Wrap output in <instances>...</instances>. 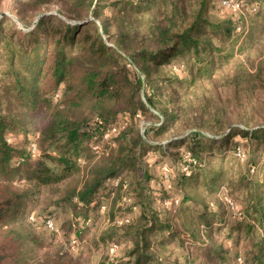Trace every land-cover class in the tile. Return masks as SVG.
Here are the masks:
<instances>
[{
  "label": "trees",
  "instance_id": "1",
  "mask_svg": "<svg viewBox=\"0 0 264 264\" xmlns=\"http://www.w3.org/2000/svg\"><path fill=\"white\" fill-rule=\"evenodd\" d=\"M212 1L112 0L103 19L100 0H23L20 7L32 13L54 2L64 11V19L43 14L24 37L0 19V264H62L57 257L37 260L38 217L24 211L28 198L48 190H56L55 204L79 207L86 217L90 209L106 211L111 199L122 213L141 209L135 221L111 217L110 226H123L131 241L121 264H179L178 246L185 264H264V1L239 0L240 9L224 18ZM107 22L115 32L106 36ZM230 22L240 39L221 44L217 31L228 34ZM180 56L191 64L171 63ZM169 73L193 84V100L181 97ZM110 128L115 133L105 139ZM32 129L38 136L26 150L7 139ZM113 141L107 154L89 157L92 145ZM179 143L185 147L178 150ZM174 149L179 176L173 181L163 169L153 181L157 192H148L157 210L147 202L144 157ZM220 186L240 219L220 200ZM112 230L100 232L102 242L113 240Z\"/></svg>",
  "mask_w": 264,
  "mask_h": 264
},
{
  "label": "rangeland",
  "instance_id": "2",
  "mask_svg": "<svg viewBox=\"0 0 264 264\" xmlns=\"http://www.w3.org/2000/svg\"><path fill=\"white\" fill-rule=\"evenodd\" d=\"M23 0H0V19L2 17H7L11 22H13L15 28L20 32V36L24 37L28 32H31L33 29L36 28V24L40 16L43 14H53L56 16L61 17L62 19L64 16V11L61 5L57 2H54L50 5H44L39 9L38 12L32 13L31 11H27L25 8L22 7L23 13L19 14V8ZM219 0H213L211 5L215 6V12L217 15L222 16L223 18L228 16L226 12H229L225 9H219L217 7ZM251 1V0H250ZM264 1V0H263ZM112 0H100V13L97 15L99 18L100 16L103 19L107 16H111L110 12V4ZM92 16V12L90 13ZM22 18V21H21ZM240 21V20H238ZM98 22V21H97ZM232 22V21H231ZM229 23L227 26L228 34H222L219 31V35H217V39H220L221 44H229L230 40L238 42L240 39V35L234 33L233 31V23ZM237 22V21H236ZM75 23V22H73ZM242 27L248 28L249 24L246 21L245 24H242L243 21L239 22ZM107 30V35H112L115 32V24L112 22L105 23ZM37 37H42V33L39 29L34 31ZM217 39H213L215 44H218ZM234 57H239L240 59L242 56L238 52H233ZM172 62L182 63L185 65L191 64L192 60L187 59L186 56H180L178 58H172ZM184 74V76H186ZM169 78L173 80L170 73ZM179 78H182L183 75L180 73ZM173 86H177L178 93L181 95L183 99H192L193 100V84H185L179 80H173ZM161 90L165 91L164 96L161 99L166 100L165 94L168 93L167 89L163 88L164 85H160ZM210 85L206 82H203V88H209ZM162 100V101H163ZM141 124H139V132H142L143 136H147V131L143 128ZM146 131V132H145ZM38 136V132L35 130H28L27 134L19 137H7L9 141L16 140V143L23 147V150L27 149L28 139H33ZM143 138V137H142ZM164 138V137H162ZM237 140H241L240 136L235 137ZM243 140V139H242ZM170 142V140H168ZM186 144V143H185ZM184 143H179L176 145L180 147L178 150L185 147ZM114 141L111 142L109 145H99L100 151L98 153L89 150V157L91 159H96L100 157L102 152L107 154L109 152V148L114 147ZM211 146V151L214 153L219 145L216 142H213ZM227 146H229L227 144ZM182 147V148H181ZM250 147V145H249ZM48 152L51 154L55 153L54 148H48ZM106 151V152H105ZM211 152V153H212ZM169 154V155H168ZM167 156L163 155L159 150L148 151L144 157V165L146 166V170L148 176L151 178L149 182L145 185V190L147 194V202L151 203V207L155 209H159V203H156L152 200L149 195V191L153 194V192H157L155 188H157V183L154 184L153 181L158 180V177L161 176V172L163 169H166L167 172L171 174V178L174 181L179 176V167L181 166L179 163V154L177 153V149L168 151ZM216 154V153H215ZM179 163V165H178ZM82 165L81 163H79ZM182 170V168H181ZM123 172V171H122ZM121 172V173H122ZM166 173V172H165ZM128 172H123L119 174V176L123 179H128ZM167 174V173H166ZM159 181V180H158ZM16 186L23 185V181H14ZM224 187V186H220ZM219 187V188H220ZM56 191V190H55ZM55 191H41L39 195L28 198L24 204V211L28 214L34 213L36 217H38V222L35 225H32L33 231L35 236L37 237L36 243V258L37 260L44 261V259L49 258L50 260L47 261H54V258H61L62 264H121L122 256L123 259L125 258L124 254L127 255V250L129 249L130 245V238L128 236L124 237V227L120 226L112 227L110 226L113 224L111 217L115 214H121L122 211L119 210L116 206H113L112 199L109 201L107 210H97L90 209L88 212V216L86 217L84 210L77 207L75 210L71 206H66L63 204H55L56 197L52 196V192ZM134 202L136 204H142L146 202V200L142 201V197L138 193H133ZM75 201V200H74ZM143 206V204H142ZM141 206V207H142ZM215 209V206L212 207ZM128 208L124 207V212L120 215H126L129 218L131 217L132 221H135L139 218V214L141 209L138 208L135 212L131 213L128 212ZM165 212V211H164ZM167 212V211H166ZM50 218L54 224V230L48 229L44 226V218ZM85 218H90V222L88 225L83 226V221ZM120 217H116V222L118 223ZM114 225V224H113ZM117 225V224H115ZM118 226V225H117ZM112 228V235L114 236L113 240L108 242H102L99 238L100 232L103 229L109 231ZM72 241V242H71ZM116 242V243H113ZM115 244V245H113ZM174 256L179 261V264H185L184 260V251L181 247H177L174 251ZM125 260V259H124ZM46 261V262H47ZM124 264V263H122ZM197 264V263H194Z\"/></svg>",
  "mask_w": 264,
  "mask_h": 264
},
{
  "label": "built area",
  "instance_id": "3",
  "mask_svg": "<svg viewBox=\"0 0 264 264\" xmlns=\"http://www.w3.org/2000/svg\"><path fill=\"white\" fill-rule=\"evenodd\" d=\"M220 6L229 12H236L240 9L241 1H239V0H221ZM115 130H116L115 128H110V129L106 130L103 137L105 139H107L108 137H110L112 134L115 133ZM91 149H92V151H94L96 153H98L100 151V148L98 145H92ZM33 151H34V146L32 145V152ZM235 155L237 157H239L240 159H243L245 154H244V151L240 147H237L235 150ZM186 157L188 158V156H186ZM182 170H185L187 172L188 168L183 167ZM162 178L164 180V183L166 184V187H169L168 173L167 174L163 173ZM116 183H117V180L114 181V185H116ZM219 198L223 202V204L227 207V210L230 213L232 218L240 219L242 217L239 206L227 195L226 189L224 187H221L219 190ZM173 201H174V205H176L177 199H174ZM163 206L166 208L169 207V202L164 201ZM30 220L31 221L34 220L33 216H30ZM122 221L127 222L128 220L127 219L120 220V221H118V223H120ZM43 222H44V226H46L48 229L54 230V224H53L52 219L45 218ZM237 261H238V264L242 263V260L240 258H238Z\"/></svg>",
  "mask_w": 264,
  "mask_h": 264
}]
</instances>
